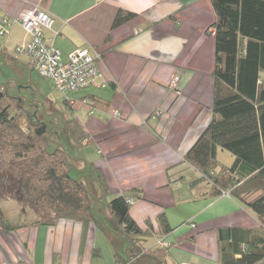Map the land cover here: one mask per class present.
Wrapping results in <instances>:
<instances>
[{
  "label": "crops",
  "instance_id": "crops-1",
  "mask_svg": "<svg viewBox=\"0 0 264 264\" xmlns=\"http://www.w3.org/2000/svg\"><path fill=\"white\" fill-rule=\"evenodd\" d=\"M35 5L53 15L45 37L63 60L84 47L102 54L99 86L69 94L61 118L64 129L70 119L81 126L83 147H93L91 162L103 172L111 197L133 196L131 215L143 229H153L144 246H155L161 236L171 262L216 264L219 228L261 226L230 193L209 197L203 183L192 188V166L185 162L213 117L212 0H0V13L13 19ZM121 9L135 16L113 27ZM29 40L13 24L0 61L16 63L22 73L35 70L26 54L12 51ZM175 75L181 77L178 90L170 86ZM102 206L100 215L112 219ZM162 214L173 228L168 235H160ZM8 219L13 229H0V264H117V253L121 264H135L107 225H96L112 244L104 254L92 241L94 230L85 231L80 221L19 225Z\"/></svg>",
  "mask_w": 264,
  "mask_h": 264
},
{
  "label": "trees",
  "instance_id": "trees-1",
  "mask_svg": "<svg viewBox=\"0 0 264 264\" xmlns=\"http://www.w3.org/2000/svg\"><path fill=\"white\" fill-rule=\"evenodd\" d=\"M212 2L217 15L211 27L215 30L216 49L213 117L185 162L192 166L188 171L193 177L192 188L203 183L201 189L209 197L230 193L251 209L261 224L257 229L219 228L216 264H264V0ZM134 16L119 10L113 27ZM69 99L70 95H65V103L69 104ZM22 118L27 124L23 125ZM65 126L77 145L87 143L75 119L65 122ZM50 132L51 126L25 107L21 96L10 95L0 85V144L13 153L9 171L1 172L0 160V201L6 199L4 190L14 194L19 204L34 210V225L74 220L86 227L104 221L128 241L129 257L135 264H175L169 260V248L161 236L155 246H144L142 241L153 234V229H143L131 215L133 196L111 197L103 172L92 162L86 165V175L74 178L71 172L75 164L64 146L49 149ZM219 149L234 156L231 166L219 164ZM34 150L39 152L32 155ZM14 169L19 176L14 177ZM94 201L103 203L112 219L101 216ZM159 225L160 235L173 231L165 214L159 216ZM0 229H13L1 207ZM116 258L121 264L118 253Z\"/></svg>",
  "mask_w": 264,
  "mask_h": 264
},
{
  "label": "rangeland",
  "instance_id": "rangeland-1",
  "mask_svg": "<svg viewBox=\"0 0 264 264\" xmlns=\"http://www.w3.org/2000/svg\"><path fill=\"white\" fill-rule=\"evenodd\" d=\"M5 38L6 36L4 37L0 35L1 47L4 45ZM12 51L14 52L13 55H22L21 52L16 51V48L14 50L12 49ZM27 56L32 62L31 57L29 55ZM0 85L6 87L10 95L21 96L25 107L34 111L35 114L40 115L41 118L51 126V132L48 135L50 139L48 145L49 149L54 150L58 145L64 146L75 164V169L72 170L71 175L74 178H79L86 175L88 172L86 162L87 164L91 162L90 156L93 155L94 149L92 146L83 147L77 145L65 132L61 114H63L65 111H68L69 108L65 104L64 93L54 87L52 80L41 76L36 69L22 73L17 67L16 63L12 61L7 63L2 60L0 61ZM21 120L23 125L27 124L26 120L23 118ZM2 137H12V135H3ZM38 152V150H34L32 155H36ZM95 153L96 152H94V154ZM12 159L13 153L10 151V148L0 144V160L2 162L1 172L9 171V162ZM217 160L220 165L231 166L234 162V157L230 152L219 149ZM14 170V177L19 176L18 170ZM189 171H191V168ZM5 191L6 190L3 192L6 193L4 195L6 196V199L0 201V207L3 209L5 214L15 224L20 225L22 223H32V221L36 218L34 210L30 208V206L23 207L21 204H19L14 194ZM108 200H111V198ZM131 201L133 204L134 200L131 199ZM97 203V201H94L95 207L98 208L97 212H103V206L101 204L97 205ZM102 223L104 225L106 224L104 221H102ZM97 228L98 226L96 225L83 227L85 231L86 229L94 230V233L92 234V241L94 242V245L98 247V249H101L104 254L106 251L107 254L112 244L110 243V240L105 237V234L102 232L101 228L100 231ZM122 241L126 243L125 246L122 247H124V249L127 247L123 253L127 254L126 251L130 250V245L128 241L124 239H122ZM151 243L152 240L149 239V244ZM169 260L171 261L170 254Z\"/></svg>",
  "mask_w": 264,
  "mask_h": 264
},
{
  "label": "built area",
  "instance_id": "built-area-1",
  "mask_svg": "<svg viewBox=\"0 0 264 264\" xmlns=\"http://www.w3.org/2000/svg\"><path fill=\"white\" fill-rule=\"evenodd\" d=\"M54 22L53 15L41 5L27 8L13 19L0 13V35L7 36L13 24L19 23L30 40L19 45L16 51L29 55L34 69L52 80L54 87L66 97L90 86H99L101 54L84 47L71 52L68 59L63 60L60 50L48 43L45 37V31L52 29ZM211 31L215 30L212 28ZM180 81V75H175L170 83L171 88L178 90ZM146 124L152 126L148 120Z\"/></svg>",
  "mask_w": 264,
  "mask_h": 264
}]
</instances>
